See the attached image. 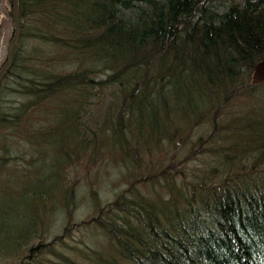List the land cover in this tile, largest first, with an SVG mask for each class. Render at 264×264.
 Returning a JSON list of instances; mask_svg holds the SVG:
<instances>
[{
  "label": "trees",
  "instance_id": "16d2710c",
  "mask_svg": "<svg viewBox=\"0 0 264 264\" xmlns=\"http://www.w3.org/2000/svg\"><path fill=\"white\" fill-rule=\"evenodd\" d=\"M18 3L0 264H264V0Z\"/></svg>",
  "mask_w": 264,
  "mask_h": 264
},
{
  "label": "water",
  "instance_id": "95a60500",
  "mask_svg": "<svg viewBox=\"0 0 264 264\" xmlns=\"http://www.w3.org/2000/svg\"><path fill=\"white\" fill-rule=\"evenodd\" d=\"M19 3L18 0H11V9L13 17V32L12 39L6 49V58L5 64L0 69V83L5 75L9 72L10 67L13 63V48L17 44L20 34V24H19V15H18ZM264 82V60L259 62L253 71L251 77L252 85H259Z\"/></svg>",
  "mask_w": 264,
  "mask_h": 264
},
{
  "label": "rangeland",
  "instance_id": "374dc122",
  "mask_svg": "<svg viewBox=\"0 0 264 264\" xmlns=\"http://www.w3.org/2000/svg\"><path fill=\"white\" fill-rule=\"evenodd\" d=\"M0 23L2 24V32H1L2 34L0 37V64L2 66L6 58V49L9 43V38L12 34L13 22L7 16L2 14L0 15Z\"/></svg>",
  "mask_w": 264,
  "mask_h": 264
},
{
  "label": "bare ground",
  "instance_id": "6f19581e",
  "mask_svg": "<svg viewBox=\"0 0 264 264\" xmlns=\"http://www.w3.org/2000/svg\"><path fill=\"white\" fill-rule=\"evenodd\" d=\"M5 16H6V15H5ZM12 21H13V20H12ZM12 24H13V23H12ZM19 24H20V22H19ZM80 24H81V23H80ZM210 27H211V26H210ZM12 30H13V29H12ZM81 33H83V32H81ZM81 33H80V34H81ZM78 35H79V34H78ZM74 37H75V36H74ZM79 38H80V37H79ZM80 39H81V38H80ZM87 40H88V39H87ZM87 42H88V41H87ZM4 61H5V60H4ZM4 61H2V62H4ZM4 63H5V62H4ZM12 64H13V63H12ZM0 66H1V64H0ZM254 66H255V65H254ZM251 67H252V66H251ZM0 68H1V67H0ZM250 75H251V74H250ZM140 83H141V82H140ZM236 89H237V88H236ZM236 89H235V90H236ZM235 90H234V91H235ZM249 92H250V91H249ZM236 94H237V93H236ZM247 94H248V93H247ZM233 95H234V94H233ZM107 96H108V95H107ZM243 98H244V97H243ZM110 99H111V98H110ZM239 99H240V98H239ZM241 99H242V98H241ZM247 99H248V98H247ZM236 100H238V99H236ZM65 105H66V104H65ZM68 105H69V104H68ZM72 105H73V104H72ZM73 106H74V105H73ZM60 108H61V107H60ZM70 110H71V109H70ZM234 114H235V113H234ZM236 114L239 115V113H237V112H236ZM242 114H243V113H242ZM240 116H241V114H240ZM68 117H69V116H68ZM227 117H229V116H227ZM230 117H231V116H230ZM178 122H179V121H178ZM261 122H262V121H261ZM93 125H94V124H93ZM91 131H92V130H91ZM261 135H262V134H261ZM148 142H149V141H148ZM152 144H153V143H152ZM149 145H150V144H149ZM126 174H127V172H126ZM180 189H182V188H180ZM180 189H179V190H180ZM191 189H192V188H191ZM181 191H182V190H181ZM186 191H187V190H186ZM118 193H119V192H118ZM93 195H94V194H93ZM94 196H95V195H94ZM114 196H115V195H114ZM121 196H122V195H121ZM187 197H188V196H187ZM189 199H191V198H189ZM95 200H96V199H95ZM95 200H94V201H95ZM113 200H114V199H113ZM191 200H192V199H191ZM194 200H195V199H194ZM111 201H112V200H111ZM192 201H193V200H192ZM198 202H199V201H198ZM106 203H107V202H106ZM108 203H109V202H108ZM100 204H101V203H100ZM100 204H99V205H100ZM103 204H104V203H103ZM101 205H102V204H101ZM196 205H197V203H196ZM222 209H223V208H222ZM221 213H222V212H221ZM228 213H229V212H228ZM189 215H190V214H189ZM183 216H184V215H183ZM217 216H218V215H217ZM174 218H175V217H174ZM183 218H184V217H183ZM188 219H189V218H188ZM190 219H191V218H190ZM191 221H192V220H191ZM190 224H191V223H190ZM59 230H60V228H59ZM59 230H58V231H59ZM63 230H64V229H63ZM67 230H68V229H67ZM69 230H70V229H69ZM53 232H54V231H53ZM64 232H66V231L64 230ZM58 234H59V232H58ZM59 236H60V235H59ZM62 236H63V235H62ZM197 236H199V235H197ZM201 236H202V235H201ZM54 237H55V235H54ZM56 238H57V237H56ZM59 238H60V237H59ZM60 239H61V238H60ZM197 243H198V242H197ZM251 249H252V248H251ZM194 252H195V251H194Z\"/></svg>",
  "mask_w": 264,
  "mask_h": 264
}]
</instances>
